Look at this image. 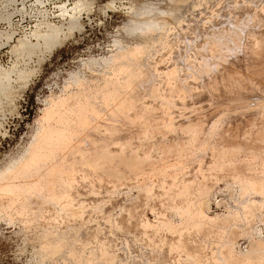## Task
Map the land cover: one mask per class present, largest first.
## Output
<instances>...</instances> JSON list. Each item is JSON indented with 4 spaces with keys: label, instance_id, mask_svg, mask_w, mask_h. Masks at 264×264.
Instances as JSON below:
<instances>
[{
    "label": "rangeland",
    "instance_id": "1",
    "mask_svg": "<svg viewBox=\"0 0 264 264\" xmlns=\"http://www.w3.org/2000/svg\"><path fill=\"white\" fill-rule=\"evenodd\" d=\"M75 1L0 0V33L12 35L0 41L11 79L0 93V264H264V0H91L51 49H14L37 24L65 29L59 7ZM129 4L162 11L164 29L129 34ZM50 106L60 120H41ZM85 116L91 133L75 122ZM63 126L75 131L67 149L61 138L27 162L39 128Z\"/></svg>",
    "mask_w": 264,
    "mask_h": 264
},
{
    "label": "bare ground",
    "instance_id": "2",
    "mask_svg": "<svg viewBox=\"0 0 264 264\" xmlns=\"http://www.w3.org/2000/svg\"><path fill=\"white\" fill-rule=\"evenodd\" d=\"M4 3H7V4H11V3H13L14 2V0H2ZM173 1V0H172ZM90 2H91V0H76L75 2H74V4L68 9V8H66L65 6H60L59 7V12H58V17H60V18H62V19H68V26L64 29L63 27H61L60 25H55V24H52V23H50V22H44V23H41V24H37L35 27H34V29H33V31L30 33V36H29V38H18L17 39V41H16V44H15V46H14V49H16V50H18V51H22V52H26L27 54H31L32 53V51H33V49H35V48H38L40 45H41V47L43 46V47H45L46 48V50L47 49H51V47L57 42V40L59 39V35L62 33H64L63 31L65 30V31H71L72 29H73V27L75 26V23H76V20H77V18H78V16H79V14L83 11V10H86V8L89 6V4H90ZM246 2V1H245ZM238 5V4H237ZM6 6V4L4 5V7ZM9 6V5H8ZM4 7H3V9H4ZM7 7V6H6ZM154 9L155 8H152V7H150V6H148V5H142V6H140V7H138V8H136V7H134L132 4H129L128 5V7H127V10H128V25H127V29H126V31L127 32H130L129 34H131V33H134V32H138L139 33V35H141L143 32H145V33H148V32H157V30H161L163 27H165L164 25H166L165 24V18L163 17L164 15H166V14H164L162 11L158 14V15H156L157 17H153L151 14H152V12L154 11ZM168 11V10H167ZM156 12V11H155ZM1 13V12H0ZM169 15H170V13L169 12H167ZM194 13V12H193ZM7 14V13H6ZM225 14V13H224ZM178 15V14H177ZM3 16V15H2ZM5 16V15H4ZM171 16V15H170ZM253 16V15H252ZM159 17V18H158ZM166 17V16H165ZM169 17V16H168ZM256 17V16H255ZM2 18V17H1ZM178 18V17H177ZM182 18V17H181ZM192 18V17H191ZM220 18V17H219ZM5 19H7V20H9V18L7 17H5ZM254 19V18H253ZM1 20V19H0ZM182 21V20H181ZM257 22V21H256ZM227 23V22H226ZM252 25V24H251ZM250 25V26H251ZM199 26V25H198ZM254 26V25H253ZM164 29V28H163ZM162 29V30H163ZM187 30V29H186ZM247 30V29H246ZM264 30V29H263ZM191 31V30H190ZM154 32V33H155ZM151 34V33H150ZM144 35V34H143ZM146 35V34H145ZM252 35V34H251ZM150 37V36H149ZM152 37V36H151ZM246 37V36H245ZM11 38H12V35H10V34H7L6 33V35H4V36H2L1 35V33H0V41H1V39H2V41H3V44H5V43H8L10 40H11ZM147 38H148V36H147ZM153 38V37H152ZM151 38V39H152ZM157 38V37H156ZM163 38V37H162ZM168 38V37H167ZM254 38V37H253ZM252 38V39H253ZM146 39V38H145ZM150 39V38H149ZM164 39V38H163ZM141 40V39H140ZM220 40V39H219ZM156 41V40H155ZM159 41V40H158ZM256 41V40H255ZM145 42V41H144ZM152 42V41H151ZM164 42V41H163ZM167 42V41H166ZM223 42V41H222ZM233 42V41H232ZM250 42V41H249ZM1 43V42H0ZM205 43H207V42H205ZM149 44V43H148ZM147 44V45H148ZM165 44V43H164ZM186 45V44H185ZM195 45V44H194ZM213 45V44H212ZM0 46H1V44H0ZM142 46V45H141ZM162 46V45H161ZM165 46V45H164ZM174 46V45H173ZM177 46V45H176ZM187 46H188V44H187ZM144 47V46H143ZM172 47V46H171ZM212 47V46H211ZM214 47V46H213ZM251 47V46H250ZM149 48V47H148ZM153 48V47H152ZM170 48V47H169ZM178 48V47H177ZM199 48V47H198ZM245 48V47H244ZM252 48V47H251ZM136 49V48H135ZM129 50V49H128ZM132 50V49H131ZM144 50V49H143ZM181 50V49H180ZM187 50V49H186ZM262 50V49H261ZM126 51V50H125ZM130 51V50H129ZM141 51V50H140ZM214 51V50H213ZM251 51V50H250ZM124 52V51H123ZM131 52V51H130ZM161 52V51H160ZM257 52V51H256ZM122 53V52H121ZM120 53V54H121ZM165 53V52H164ZM167 53V52H166ZM184 53V52H183ZM192 53V52H191ZM263 53V52H262ZM125 54V53H124ZM173 54V53H172ZM176 54V53H175ZM196 54V53H195ZM209 54V53H208ZM244 54V53H243ZM255 54V53H254ZM118 55H119V53H118ZM158 55V54H157ZM160 55V54H159ZM166 55V54H165ZM181 55V54H180ZM198 55V54H197ZM256 55V54H255ZM115 56H116V54H115ZM120 56V55H119ZM125 56V55H124ZM170 56V55H169ZM259 56V55H258ZM158 57V56H157ZM196 57V56H195ZM210 57V56H209ZM252 57V56H251ZM257 57V56H256ZM111 58V57H110ZM116 58V57H115ZM159 58V57H158ZM203 58V57H202ZM250 58V57H249ZM262 58V57H261ZM120 59V58H119ZM129 59V58H128ZM136 59V58H135ZM135 59L133 60V61H135ZM157 59V58H156ZM244 59V58H243ZM113 60H115V59H113ZM165 60V59H164ZM103 61V60H102ZM106 61H107V59H106ZM106 61H104L105 62V64H106ZM111 61V60H110ZM158 61H159V59H158ZM161 61V60H160ZM183 61V60H182ZM194 61H195V59H194ZM193 61V62H194ZM199 61V60H198ZM263 61V60H262ZM123 62V61H122ZM162 62V61H161ZM171 62V61H170ZM248 62V61H247ZM108 63V62H107ZM111 63V62H110ZM128 63V62H127ZM133 63V62H132ZM136 63V62H135ZM160 63V62H159ZM167 63H169V62H167ZM175 63V62H174ZM125 64V63H124ZM130 63H128V65H129ZM156 64V63H155ZM195 64H197L196 62H195ZM216 64V63H215ZM107 65V64H106ZM131 65V64H130ZM134 65V64H133ZM176 65V64H175ZM210 65V64H209ZM108 66V65H107ZM110 66V65H109ZM113 66V65H112ZM125 66V65H124ZM137 66V65H136ZM155 66V65H154ZM164 66V65H163ZM162 66V67H163ZM261 66V65H260ZM103 67V66H102ZM105 67V66H104ZM126 67V66H125ZM132 67H134V66H132ZM150 67H151V65H150ZM185 67V66H184ZM138 68V67H137ZM164 68H165V66H164ZM167 68H168V66H167ZM189 68V67H188ZM197 68V67H196ZM261 68V67H260ZM105 69H107V68H105ZM111 69V68H110ZM116 69V68H115ZM118 69V68H117ZM152 69H153V67H152ZM159 69V68H158ZM238 69V68H237ZM135 70V69H134ZM143 70V69H142ZM141 70V71H142ZM161 70V69H160ZM224 70V69H223ZM255 70V69H254ZM108 71V70H107ZM132 71H133V69H132ZM166 71V70H165ZM184 71V70H183ZM195 71V70H194ZM202 71V70H201ZM258 71V70H257ZM6 72V71H5ZM10 72V71H9ZM12 72V71H11ZM10 72V73H11ZM111 72H113V71H110V73ZM114 72H116V71H114ZM121 72V71H120ZM136 72H137V70H136ZM207 72V71H206ZM109 73V72H108ZM126 73V72H125ZM132 73V72H131ZM138 73V72H137ZM184 73V72H183ZM198 73V72H197ZM254 73V72H253ZM256 73V72H255ZM129 74V73H128ZM196 74V73H195ZM209 74V73H208ZM111 75V74H110ZM122 75V74H121ZM139 75V74H138ZM182 75H185V74H182ZM187 75V74H186ZM118 76V75H117ZM128 76V75H127ZM142 76V75H141ZM172 76H173V74H172ZM175 76V75H174ZM215 76V75H214ZM124 77H125V75H124ZM190 77V76H189ZM210 77H211V75H210ZM232 77V76H231ZM73 78V77H72ZM74 78H77V77H74ZM143 78V77H142ZM78 79V78H77ZM76 79V80H77ZM124 79V78H123ZM135 79V78H134ZM133 79V80H134ZM152 79V78H151ZM168 79V78H167ZM174 79V78H173ZM181 79V78H180ZM196 79V78H195ZM212 79V78H211ZM224 79V78H223ZM233 79V78H232ZM11 79H10V74L9 73H1L0 72V93H4L5 91H7V89L10 87L9 86V81H10ZM141 80V79H140ZM163 80V79H162ZM222 80V79H221ZM249 80V79H248ZM253 80H255V79H253ZM75 81V80H74ZM73 81V79H72V82H74ZM124 81V80H123ZM122 81V82H123ZM138 81V80H137ZM210 81V80H209ZM251 81V80H250ZM78 82V81H77ZM174 82V81H173ZM184 82H185V80H184ZM257 82V81H256ZM133 83V82H132ZM209 83V82H208ZM253 83V82H252ZM78 84V83H77ZM130 84V83H129ZM223 84V83H222ZM244 84V83H243ZM81 85V84H80ZM121 85V84H120ZM153 85V84H152ZM156 85H158V84H156ZM179 85V84H178ZM187 85V84H186ZM185 85V86H186ZM207 85V84H206ZM78 86H79V84H78ZM160 86V85H159ZM122 87V86H121ZM125 87V86H124ZM129 87V86H128ZM150 87V86H149ZM152 87V86H151ZM173 87V86H172ZM182 87H183V85H182ZM192 87V86H191ZM130 88V87H129ZM128 88V89H129ZM187 88H188V85H187ZM121 89V88H120ZM189 89H190V87H189ZM195 89V88H194ZM197 89V88H196ZM205 89H207V88H205ZM215 89V88H214ZM123 90H125V89H123ZM127 90V89H126ZM136 90V89H135ZM145 90V89H144ZM154 90V89H153ZM117 91V90H116ZM119 91V90H118ZM128 91V90H127ZM147 91V90H146ZM149 91V90H148ZM151 91V90H150ZM149 91V92H150ZM169 91V90H168ZM175 91V90H174ZM228 91V90H227ZM115 92V91H114ZM138 92V91H137ZM164 92V91H163ZM177 92V91H176ZM190 92V91H189ZM215 92V91H214ZM81 93V92H80ZM103 93V92H102ZM117 93V92H116ZM120 93V92H119ZM118 93V94H119ZM124 93V92H123ZM143 93V92H142ZM216 93V92H215ZM244 93V92H243ZM111 94V93H110ZM129 94V93H128ZM167 94V93H166ZM185 94V93H184ZM120 95V94H119ZM136 95V94H135ZM134 95V96H135ZM145 95V94H144ZM147 95V94H146ZM83 96V95H82ZM138 96V95H137ZM171 96V95H170ZM176 96V95H175ZM209 96V95H208ZM230 96V95H229ZM91 97V96H90ZM95 97V96H94ZM106 97V96H105ZM104 97V98H105ZM116 97V96H115ZM114 97V98H115ZM155 97V96H154ZM157 97H158V95H157ZM177 97V96H176ZM194 97V96H193ZM118 98V97H117ZM135 98V97H134ZM137 98V97H136ZM140 98V97H139ZM202 98V97H201ZM209 98H211V97H209ZM93 99V98H92ZM91 99V100H92ZM116 99V98H115ZM141 99V98H140ZM152 99V98H151ZM150 99V100H151ZM193 99V98H192ZM90 100V99H89ZM95 100V99H94ZM119 100V99H118ZM148 100H149V98H148ZM219 100V99H218ZM53 101V100H52ZM119 101H121V100H119ZM142 101V100H141ZM166 101V100H165ZM211 101V100H210ZM92 102V101H91ZM95 102V101H94ZM118 102V101H117ZM117 102H116V104H117ZM147 102V101H146ZM171 102V101H170ZM199 102V101H198ZM87 103H88V101H87ZM163 103V102H162ZM169 103V102H168ZM173 104H174V101L172 102ZM184 103V102H183ZM186 103V102H185ZM257 103V102H256ZM261 103V102H260ZM53 104V103H52ZM56 104H58V101H57V103ZM61 104H62V102H61ZM90 104V103H89ZM113 104V103H112ZM122 104V103H121ZM128 104V103H127ZM134 104V103H133ZM167 104V103H166ZM195 104H196V102H195ZM239 104V103H238ZM87 105V104H86ZM91 105V104H90ZM137 105V104H136ZM162 105V104H161ZM231 105V104H230ZM105 106V105H104ZM114 106V105H113ZM134 106V105H133ZM140 106V105H139ZM155 106H156V104H155ZM166 106V105H165ZM182 106V105H181ZM180 106V107H181ZM90 107V106H89ZM116 107V106H115ZM119 107H121V106H119ZM127 107V106H126ZM131 107H132V105H131ZM151 107V106H150ZM153 107V106H152ZM193 107V106H192ZM244 107V106H243ZM78 108V107H77ZM81 109H83V107H80ZM118 108V107H117ZM123 108V107H122ZM145 108V107H144ZM173 108V107H172ZM181 108H184V107H181ZM253 108V107H252ZM100 109V108H99ZM138 109V108H137ZM246 109V108H245ZM67 110V109H66ZM158 110V109H157ZM184 110H186V108L184 109ZM248 110V109H247ZM264 110V109H263ZM78 111V110H77ZM94 111V110H93ZM134 111V110H133ZM172 111V110H171ZM199 111V110H198ZM198 111H196V112H198ZM205 111V110H204ZM252 111V110H251ZM260 111V110H259ZM43 113H41V114H44L43 115V117L41 118V120H44V122L45 121H47V120H52V118H53V120L54 119H56V118H58L59 120H60V114H58L55 110H54V108H53V106H50V107H46V109L44 110V111H42ZM68 112V111H67ZM79 112V111H78ZM95 112H96V110H95ZM134 112H136V109H135V111ZM142 112V111H141ZM170 112V111H169ZM168 112V113H169ZM189 112H190V110H189ZM255 112H256V110H255ZM84 113V112H83ZM89 113V112H88ZM92 113V112H91ZM112 113V112H111ZM143 113V112H142ZM147 113V112H146ZM199 113V112H198ZM204 113V112H203ZM244 113V112H243ZM259 113V112H258ZM93 114V117H94V112L92 113ZM232 114V113H231ZM260 114V113H259ZM83 115V114H82ZM100 115V114H99ZM124 115V114H123ZM134 115H135V113H134ZM191 115V114H190ZM213 115V114H212ZM229 115V114H228ZM236 115V114H235ZM246 115V114H245ZM256 115V114H255ZM98 116V115H97ZM149 116V115H148ZM155 116V115H154ZM183 116V115H182ZM192 116V115H191ZM206 116V115H205ZM76 117V116H75ZM136 117V116H135ZM143 117V116H142ZM188 117V116H187ZM190 117V116H189ZM228 117V116H227ZM257 117H259V116H257ZM262 117V116H261ZM69 118V117H68ZM74 118V117H73ZM72 118V119H73ZM115 118V117H114ZM124 118H126V117H124ZM132 118V117H131ZM141 118V117H140ZM157 118V117H156ZM161 118V117H160ZM250 118V117H249ZM40 119V118H39ZM92 119V118H91ZM99 119V118H98ZM143 119V118H142ZM170 119V118H169ZM204 119H206V118H204ZM257 119V118H256ZM41 120H38V121H41ZM50 120V121H51ZM58 120V121H59ZM90 120V119H89ZM89 120H88V118L85 116V117H77V118H75V122H77V125L79 126V127H81V129L82 128H87V129H85V131H87V132H92V130H94V128L91 130L90 129V131H88V129L90 128L89 126L91 125L90 123H89ZM121 120V119H120ZM127 120V119H126ZM149 120H151V119H149ZM156 120V119H155ZM160 120V119H159ZM176 120H179V119H176ZM194 120H195V117H194ZM252 120H253V118H252ZM261 120V119H260ZM37 121V122H38ZM71 121V120H70ZM100 121V120H99ZM105 121V120H104ZM146 121V120H145ZM174 121V120H173ZM196 121V120H195ZM222 119H221V123H222ZM43 122V121H42ZM67 122V121H66ZM69 122V121H68ZM111 122V121H110ZM125 122H127V121H125ZM148 122V121H147ZM159 122V121H158ZM171 122V121H170ZM169 122V123H170ZM207 122V121H206ZM262 122V121H261ZM47 123V122H46ZM50 123V122H49ZM98 123V122H97ZM145 123V122H144ZM161 123V122H160ZM165 123V122H164ZM168 123V124H169ZM174 123V122H173ZM218 124L220 123V122H217ZM40 124V123H39ZM67 124V123H66ZM72 124H73V122H72ZM95 124V123H94ZM130 124H131V122H130ZM148 124V123H147ZM150 124V123H149ZM167 124V123H166ZM186 124V123H185ZM192 124V123H191ZM202 124V123H201ZM215 124V123H214ZM223 124V123H222ZM230 124V123H229ZM228 124V125H229ZM68 125V124H67ZM71 125V124H70ZM69 125V126H70ZM75 126H76V124H74ZM100 125V124H99ZM128 125V124H127ZM141 125V124H140ZM162 125V124H161ZM170 125V124H169ZM169 125H166V126H169ZM178 125V124H177ZM250 125V124H249ZM40 125H38V127H39ZM49 126H50V124H49ZM73 126V125H72ZM93 126V125H92ZM109 126V125H108ZM118 126H120V125H118ZM132 126V125H131ZM149 126V125H148ZM152 126V125H151ZM165 126V125H164ZM165 126V127H166ZM68 126H63V127H61V129H60V127L59 128H56V127H50V128H48V130H44L43 128H42V130H41V128H39L40 130H38V132L39 131H41L40 133H38L37 131V134H36V136L38 135V134H40V137H38L39 139L37 140V143H36V147L33 149V152H32V154L28 157V161L27 162H32L33 160H36V159H38V158H41V157H45L46 155L45 154H47V152H48V149H49V147L54 143V141L56 142L55 144H61V143H63L64 142V144H62V146L64 147L65 146V141H63V140H65V136L64 135H66L67 133L69 134V131H70V128L71 129H73V127H69V131L67 130L68 128H67ZM78 127V129H80ZM89 127V128H88ZM127 127V126H126ZM175 127V126H174ZM176 127H178V126H176ZM186 127V126H185ZM200 127V126H199ZM204 127V126H203ZM215 127V126H214ZM160 128V127H159ZM173 128V127H172ZM220 128V127H219ZM239 128V127H238ZM76 129V128H75ZM80 129V130H81ZM84 129L82 130V131H84ZM135 129V128H134ZM138 129V128H137ZM180 129V128H179ZM186 129V128H185ZM214 129V128H213ZM262 129V128H261ZM172 130V129H171ZM183 130H184V128H183ZM191 130V129H190ZM224 130V129H223ZM226 130V129H225ZM68 131V132H67ZM81 131V132H82ZM111 131V130H110ZM115 131V130H114ZM128 131V130H127ZM135 131V130H134ZM146 131V130H145ZM71 132V131H70ZM73 132H75L74 131V129H73ZM81 132H77V133H81ZM90 132V133H91ZM126 132V131H125ZM132 132V131H131ZM143 132V131H142ZM210 132V131H209ZM212 132V131H211ZM243 132V131H242ZM85 132H83L82 134H84ZM140 133V132H139ZM199 133V132H198ZM203 133V132H202ZM248 133V132H247ZM73 134H75V133H73ZM72 134V135H73ZM88 134V133H87ZM100 134V133H99ZM110 134V133H109ZM173 134V133H172ZM183 134V133H182ZM214 135H215V133H213ZM71 135V134H70ZM71 135V136H72ZM79 135V134H78ZM145 135V134H144ZM176 135V134H175ZM206 135V134H205ZM75 136L76 137H78L77 136V134L76 135H74V137L73 138H75ZM82 136V135H81ZM84 136V135H83ZM82 136V137H83ZM89 136V135H88ZM98 136V135H97ZM130 136V135H129ZM212 136V135H211ZM63 137H65V138H63ZM68 137V136H67ZM80 137V136H79ZM78 137V138H79ZM92 137H93V134H92ZM128 137V136H127ZM131 137V136H130ZM176 137V136H175ZM185 137V136H184ZM188 137V136H187ZM194 137V136H193ZM208 137V136H207ZM222 137V136H221ZM234 137V136H233ZM62 138V141L63 142H61V139ZM72 138V137H71ZM85 138V137H84ZM89 138V137H88ZM94 138V137H93ZM101 138H103V137H101ZM198 138V137H197ZM209 138V137H208ZM212 138H214V137H212ZM212 138H210L211 140H213ZM263 138V137H262ZM35 139V138H34ZM68 139V138H67ZM98 139V138H97ZM110 139V138H109ZM115 139V138H114ZM201 139V138H200ZM242 139V138H241ZM264 139V138H263ZM71 139L69 138V141H70ZM73 140V139H72ZM72 140H71V142H72ZM81 140H83V139H81ZM85 140V139H84ZM90 140V139H89ZM92 140V139H91ZM127 140V139H126ZM125 140V141H126ZM178 140V139H177ZM199 140V139H198ZM207 139H205V141H206ZM210 140V141H211ZM216 140V139H215ZM246 140V139H245ZM60 141V142H59ZM67 141V140H66ZM68 141V142H69ZM77 141V140H76ZM75 141V142H76ZM86 141H88L87 139H86ZM97 141V140H96ZM122 141V140H121ZM201 141V140H200ZM209 141V140H208ZM59 142V143H58ZM67 142V143H68ZM71 142H70V144H71ZM74 141H73V143H72V145L75 143ZM80 142V141H79ZM84 142V141H83ZM193 142V141H192ZM203 142V141H202ZM32 143V142H31ZM76 143H78V142H76ZM119 143V142H118ZM140 143V142H139ZM180 143V142H179ZM208 143V142H207ZM210 143H212V142H210ZM244 143V142H243ZM34 144V143H33ZM55 144H54V146H55ZM81 144V143H80ZM94 144V143H93ZM120 144V143H119ZM125 144V143H124ZM205 144V143H204ZM203 144V145H204ZM32 145V144H31ZM30 145V146H31ZM193 145V144H192ZM200 145V144H199ZM208 145V144H207ZM210 145V144H209ZM34 146V145H33ZM61 146V145H60ZM61 146V147H62ZM67 146H68V144H67ZM67 146H65V147H67ZM69 146H71V145H69ZM212 146V145H211ZM250 146V145H249ZM57 149H58V147H57V145L55 146ZM61 147H59V148H61ZM65 147H64V150H66L65 149ZM75 148H76V146H74ZM204 147V146H203ZM221 147V146H220ZM32 148V147H31ZM52 148V147H51ZM50 148V149H51ZM75 148H71L70 147V149H74L75 150ZM123 148V147H122ZM138 148V147H137ZM175 148H176V146H175ZM201 149H203L202 147H200ZM208 148V147H207ZM245 148V147H244ZM53 149H54V147H53ZM63 149V148H62ZM69 149V148H68ZM206 149V148H205ZM214 149V148H213ZM215 149H216V147H215ZM222 149V148H221ZM230 149V148H229ZM234 149V148H233ZM246 149V148H245ZM55 150V149H54ZM29 151V150H28ZM27 151V152H28ZM50 151V150H49ZM53 151V150H52ZM62 150L60 149V152H61ZM177 151V150H176ZM200 150H198V152H199ZM262 151H263V149H262ZM51 152V151H50ZM77 152V151H76ZM75 152V153H76ZM85 152V151H84ZM131 152V151H130ZM190 152V151H189ZM201 152V151H200ZM222 152V151H221ZM54 153H55V151H54ZM78 153V152H77ZM80 153V152H79ZM88 153V152H87ZM167 153V152H166ZM188 153V152H187ZM196 153H197V150H196ZM242 153V152H241ZM61 154V153H60ZM95 154V153H94ZM120 154V153H119ZM131 154V153H130ZM184 154V153H183ZM190 154V153H189ZM201 154H203V153H201ZM204 154H205V152H204ZM208 154V153H207ZM221 154V153H220ZM26 155H28V154H26L25 153V155L24 156H26ZM80 155V154H79ZM92 156H93V153L91 154ZM122 155V154H121ZM211 155V154H210ZM213 155V154H212ZM227 155V154H226ZM231 155H232V153H231ZM240 155V154H239ZM65 156L67 157V155L65 154ZM71 156V155H70ZM78 156V155H77ZM89 156V155H88ZM87 156V157H88ZM98 156V155H97ZM249 156V155H248ZM23 157V156H22ZM26 157V158H27ZM69 157V156H68ZM94 157V156H93ZM110 157V156H109ZM188 157H189V155H188ZM191 157V156H190ZM194 157V156H193ZM196 157V156H195ZM194 157V158H195ZM219 157V156H218ZM24 158V157H23ZM63 158V157H62ZM89 158V160H90V158L91 157H88ZM88 158H87V160H88ZM105 158V157H104ZM103 158V159H104ZM107 158V157H106ZM116 158V157H115ZM136 158V157H135ZM138 158V157H137ZM141 158H142V156H141ZM185 158V157H184ZM183 157H182V159H184ZM186 158H187V156H186ZM221 158V157H220ZM230 158V157H229ZM47 159V158H46ZM65 159V158H64ZM133 159V158H132ZM131 159V160H132ZM143 159V158H142ZM160 159V158H159ZM158 159V160H159ZM189 159V158H188ZM252 159H253V157H252ZM21 160V159H20ZM26 160V159H25ZM24 160V161H25ZM83 160H85L84 158H83ZM94 160V159H93ZM97 160V159H96ZM100 160H101V157H100ZM153 160V159H152ZM23 161V162H24ZM37 161V160H36ZM42 161H44V159L43 160H41V162ZM73 161H75V160H73ZM121 161V160H120ZM125 161V160H124ZM150 161V160H149ZM191 161H192V159H191ZM194 161V160H193ZM227 161V160H226ZM235 161V160H234ZM247 161V160H246ZM46 162V161H45ZM66 162H68L67 160H66ZM79 162V161H78ZM111 162V161H110ZM123 162V161H122ZM166 162V161H165ZM181 162V161H180ZM64 163V162H63ZM81 163V162H80ZM100 163V162H99ZM99 163H98V165H99ZM102 163V162H101ZM136 163V162H135ZM187 163H189V162H187ZM227 163V162H226ZM28 164V163H27ZM30 164V163H29ZM53 164V163H52ZM55 164H56V162H55ZM58 164H60V163H58ZM57 164V165H58ZM93 164H94V162H93ZM92 163H91V165H93ZM121 164V163H120ZM127 164H129V163H127ZM130 164H132V162L130 163ZM192 164H194V163H192ZM196 164V163H195ZM201 164V163H200ZM15 165V164H14ZM44 165V164H43ZM56 165V166H57ZM63 165H65V163L63 164ZM102 165V164H101ZM118 165V164H117ZM123 165V164H122ZM125 165V164H124ZM166 165V164H165ZM167 165H169V164H167ZM209 165V164H208ZM22 166V165H21ZM30 166H33V165H30ZM35 166V165H34ZM79 166V165H78ZM83 166V165H82ZM86 166V165H85ZM108 166H110V165H108ZM114 166V165H113ZM138 166V165H137ZM155 166V165H154ZM170 166V165H169ZM217 166V165H216ZM45 167V166H44ZM49 167H53L52 165L51 166H49ZM67 167V166H66ZM75 167V166H74ZM87 167V166H86ZM130 167V166H129ZM166 167V166H165ZM197 167V166H196ZM12 168H14V167H12ZM26 168V167H25ZM60 168V167H59ZM58 168V169H59ZM70 168H71V166H70ZM100 168V167H99ZM122 168V167H121ZM126 168V167H125ZM163 167H161V169H162ZM181 168V167H180ZM28 169V168H27ZM62 169V168H61ZM88 169V168H87ZM123 169V168H122ZM178 169V168H177ZM214 169H215V167H214ZM8 170H10V168H8L7 169V171ZM12 170V169H11ZM50 170H52V169H50ZM57 169H55L54 168V171H56ZM65 171H63V170H59V171H57L58 173V176H62V179H63V176L66 174V178L67 179H69L70 177H67V172L66 171H68L69 172V174L71 175H73V172L72 173H70L71 171H69V170H66V169H64ZM72 170V169H71ZM76 170V169H75ZM103 170V169H102ZM101 170V171H102ZM126 170H127V168H126ZM167 170V169H166ZM206 170V169H205ZM208 170V169H207ZM6 171V170H5ZM5 171H3L5 174H6V172ZM89 171V170H88ZM87 171V172H88ZM95 171V170H94ZM104 171H106V170H104ZM109 171V170H108ZM112 171V170H111ZM120 171V170H119ZM129 171V170H128ZM169 171V170H168ZM211 171V170H210ZM75 172V171H74ZM83 172V171H82ZM85 172V171H84ZM142 172V171H141ZM151 172V171H150ZM153 172V171H152ZM159 172V171H158ZM194 172V171H193ZM204 172V171H203ZM47 173H49V172H47ZM77 173H78V171H77ZM148 173V172H147ZM160 173V172H159ZM158 173V174H159ZM184 173V172H183ZM25 174H26V172H25ZM51 174H53V173H51ZM50 174V175H51ZM57 174H53V176L54 175H56V177H57ZM83 174V173H82ZM89 174H91V173H89ZM103 174V173H102ZM115 174V173H114ZM167 174V173H166ZM2 175H4V174H2ZM1 175V176H2ZM45 175V174H44ZM48 175V174H47ZM49 175V176H50ZM71 175V176H72ZM105 175V174H104ZM165 175V174H164ZM186 175H188V174H186ZM6 176V175H5ZM76 176V175H75ZM109 176V175H108ZM113 176V175H112ZM161 176V175H160ZM199 176V175H198ZM44 177V176H43ZM65 177V176H64ZM83 177V176H82ZM115 177V176H114ZM127 177V176H126ZM196 177V176H195ZM239 177H241L240 175H239ZM46 178V177H45ZM45 178H44V180H45ZM54 178V177H53ZM72 178H75L76 179V177H72ZM72 178H71V180H72ZM122 178V177H121ZM179 178V177H178ZM199 178V177H198ZM231 178V177H230ZM248 178V177H247ZM250 178V177H249ZM17 179V178H16ZM48 179V178H47ZM61 179V178H60ZM62 179H61V181H62ZM65 179V178H64ZM119 179V178H118ZM242 179V178H241ZM42 180V179H41ZM50 180H52V179H50ZM193 180V179H192ZM229 180V179H228ZM233 180V179H232ZM9 181V180H8ZM17 181V180H16ZM54 181H55V178H54ZM60 181V182H61ZM66 181V180H65ZM69 181H70V179H69ZM73 181V180H72ZM110 181V180H109ZM237 181V180H236ZM251 181V180H250ZM45 182V181H44ZM56 182H57V180H56ZM71 182V181H70ZM76 182V181H75ZM81 182V181H80ZM90 182V181H89ZM106 182V181H105ZM198 182V181H197ZM242 182V181H241ZM253 182V181H252ZM251 182V183H252ZM49 183V182H48ZM48 183H46V184H48ZM51 183V182H50ZM50 183H49V185H50ZM68 184H69V182H67ZM78 183V182H77ZM82 183V182H81ZM227 183V182H226ZM259 183V182H258ZM15 184V183H14ZM52 184V183H51ZM65 184V183H64ZM83 184V183H82ZM90 184V183H89ZM110 184V183H109ZM241 184V183H240ZM5 185H8V187H10V188H12L14 185L12 184V183H9V184H5ZM53 185L56 187L57 185L55 184V183H53ZM74 185V184H73ZM78 185H79V183H78ZM184 185V184H183ZM239 185V184H238ZM247 185H250V183L248 184L247 183ZM252 185H253V188L254 187H256L257 186V188H259V190L260 189H262V187H261V185L259 186V185H257V184H255L254 185V183H252ZM252 185L250 186V187H252ZM24 186H26V185H24ZM53 186V187H54ZM64 186V185H63ZM177 186V185H176ZM240 186V185H239ZM26 187H28V186H26ZM24 188L23 190H20V188L18 189V190H20V191H24V190H27V188ZM71 187H73V186H71ZM242 187H243V184H242ZM247 187H249V186H247ZM250 187H249V189H250ZM14 188V187H13ZM29 188V187H28ZM52 188V187H51ZM57 188V187H56ZM59 188V187H58ZM187 188V187H186ZM3 189V188H2ZM6 189H8L7 188V186H6ZM15 189V188H14ZM13 189V190H14ZM22 189V188H21ZM55 189V188H54ZM53 189V190H54ZM73 189V188H72ZM176 189V188H175ZM241 189V188H240ZM4 190H5V188H4ZM29 190V189H28ZM47 190V189H46ZM49 190H50V186H49ZM52 190V189H51ZM52 190V191H53ZM56 191V190H55ZM243 191V190H242ZM245 191H246V189H245ZM244 191V192H245ZM261 191V190H260ZM15 192V191H14ZM27 192H30V191H27ZM26 192V193H27ZM51 192V191H50ZM59 191H57V193H58ZM63 192V191H62ZM66 192V191H65ZM68 192V191H67ZM241 192V191H240ZM254 192V191H253ZM17 193H18V191H17ZM21 193V192H20ZM250 193H251V191H250ZM257 193V192H256ZM259 193V192H258ZM52 194H53V192H52ZM56 194V193H55ZM65 194V193H64ZM239 194V193H238ZM244 193H242V195H243ZM22 195V194H21ZM57 195V194H56ZM206 195L208 196L209 194H207L206 193ZM258 195V194H257ZM240 196V195H239ZM244 196V195H243ZM11 197V196H10ZM56 196L54 195V198H55ZM58 197V196H57ZM204 197V196H203ZM245 197V196H244ZM251 197V196H250ZM257 197V196H256ZM70 198V197H69ZM72 199V198H71ZM261 199V198H260ZM242 200V199H241ZM257 200V199H256ZM202 201H203V199H202ZM204 201H206V200H204ZM208 201V200H207ZM243 201H245L244 199H243ZM73 202V201H72ZM248 202V201H247ZM250 202H252V201H250ZM255 202V201H254ZM258 202H259V200H258ZM71 203V202H70ZM199 203V202H198ZM201 203V202H200ZM204 203V202H203ZM206 203V202H205ZM202 204V203H201ZM200 204V205H201ZM208 204V203H207ZM206 204V205H207ZM237 204V203H236ZM244 204V203H243ZM251 204V203H250ZM65 205V204H64ZM259 205V204H258ZM195 206V205H194ZM249 206V205H248ZM202 207H204V206H202ZM236 207H238L239 208V206H236ZM250 207V206H249ZM261 207V206H260ZM70 208V207H69ZM177 208V207H176ZM186 208H188V207H186ZM82 209V208H81ZM185 210V209H184ZM247 210V209H246ZM234 211V210H233ZM235 211H236V209H235ZM200 212V211H199ZM198 212V213H199ZM226 212H227V210H226ZM242 212V211H241ZM201 213V212H200ZM205 214V213H204ZM242 214V213H241ZM246 214V213H245ZM199 215V214H198ZM201 215H203L202 213H201ZM225 215V214H224ZM239 215V214H238ZM187 217V216H186ZM220 217V216H219ZM214 218H215V215H214ZM226 218V217H225ZM232 218V217H231ZM243 218V217H242ZM211 219H213V218H211ZM210 218H208V220H211ZM200 220V219H199ZM202 220V219H201ZM207 220V221H208ZM215 220V219H214ZM213 220V221H214ZM228 220V219H227ZM231 219H229V221H230ZM212 221V220H211ZM235 221V220H234ZM208 222H210V221H208ZM231 223V222H230ZM240 223V222H239ZM192 224H194V223H192ZM232 224V223H231ZM237 225V224H236ZM233 226H235V225H233ZM224 228V227H223ZM228 228V227H227ZM232 228V227H231ZM216 229V228H215ZM226 236V235H225ZM225 239V238H224ZM257 240V239H256ZM259 240V239H258ZM261 240V239H260ZM264 241V240H263ZM253 242V241H252ZM255 242V241H254ZM258 242V241H257ZM257 242L255 243V244H257ZM215 243V242H214ZM230 243V242H229ZM261 242H259L258 244H260ZM253 244V243H252ZM252 244H251V246H252ZM263 244H261L260 246H262ZM257 246V248H256V250L258 249V246L259 245H256ZM259 246V247H260ZM255 247V246H254ZM264 248V246L261 248V250ZM255 249V248H254ZM231 250V249H230ZM264 250V249H263ZM230 252V251H229ZM249 252V251H248ZM264 252V251H263ZM227 253V252H226ZM225 253V254H226ZM260 253V252H259ZM228 254V253H227ZM234 254V253H233ZM241 253H239L238 255H240ZM251 254H252V252H251ZM254 254V253H253ZM252 254V255H253ZM258 254V253H257ZM224 255V254H223ZM235 255V254H234ZM259 255V254H258ZM263 255V254H262ZM227 256V255H226ZM249 256V255H248ZM257 256V255H256ZM232 257V256H231ZM245 257H246V255H245ZM255 257V256H254ZM226 258V257H225ZM253 258V257H252ZM228 259V258H227ZM235 259H237V257L235 258ZM239 259V258H238ZM245 259V258H244ZM249 259V258H248ZM256 259V258H255ZM226 260V259H225ZM241 260V259H240ZM249 261V260H248ZM254 261V260H253ZM260 261V260H259ZM207 262V261H206ZM243 264H248V262L246 261V262H242ZM230 264V263H229Z\"/></svg>",
    "mask_w": 264,
    "mask_h": 264
},
{
    "label": "snow or ice",
    "instance_id": "3",
    "mask_svg": "<svg viewBox=\"0 0 264 264\" xmlns=\"http://www.w3.org/2000/svg\"><path fill=\"white\" fill-rule=\"evenodd\" d=\"M19 264H25V261L23 259H21ZM29 264H37V262L32 261V262H29Z\"/></svg>",
    "mask_w": 264,
    "mask_h": 264
}]
</instances>
